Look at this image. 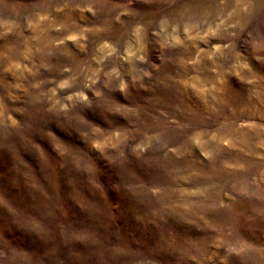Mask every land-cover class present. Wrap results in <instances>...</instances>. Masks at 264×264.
Segmentation results:
<instances>
[{
  "label": "clouds",
  "instance_id": "1",
  "mask_svg": "<svg viewBox=\"0 0 264 264\" xmlns=\"http://www.w3.org/2000/svg\"><path fill=\"white\" fill-rule=\"evenodd\" d=\"M0 264H264V0H0Z\"/></svg>",
  "mask_w": 264,
  "mask_h": 264
},
{
  "label": "rangeland",
  "instance_id": "2",
  "mask_svg": "<svg viewBox=\"0 0 264 264\" xmlns=\"http://www.w3.org/2000/svg\"><path fill=\"white\" fill-rule=\"evenodd\" d=\"M112 199L115 201L117 198L113 196ZM118 216L120 217L119 223L123 230L126 232H136L138 234L140 225L135 220H133L131 209L123 202L121 203V207L118 211Z\"/></svg>",
  "mask_w": 264,
  "mask_h": 264
}]
</instances>
